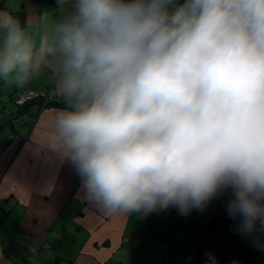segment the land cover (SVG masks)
<instances>
[{
    "label": "clouds",
    "instance_id": "obj_1",
    "mask_svg": "<svg viewBox=\"0 0 264 264\" xmlns=\"http://www.w3.org/2000/svg\"><path fill=\"white\" fill-rule=\"evenodd\" d=\"M46 68L67 102L51 146L107 214L188 215L231 190L239 230H264V0H56L27 23L0 13V81L21 88Z\"/></svg>",
    "mask_w": 264,
    "mask_h": 264
},
{
    "label": "crops",
    "instance_id": "obj_2",
    "mask_svg": "<svg viewBox=\"0 0 264 264\" xmlns=\"http://www.w3.org/2000/svg\"><path fill=\"white\" fill-rule=\"evenodd\" d=\"M55 7L56 0H0V13L19 15L22 23ZM25 89L46 97L41 108L32 102L20 107L25 116L4 127L6 134L15 129L20 142L0 135V264H207L206 253L216 264H264V230L242 233L240 219L229 215L201 228L212 216L225 215L212 201L188 215L175 207L143 218L107 214L51 146L55 114L67 108L52 68L21 88L0 81V121L18 109L13 100ZM137 230L143 241L133 246L124 235ZM27 244L38 250L30 263L24 260Z\"/></svg>",
    "mask_w": 264,
    "mask_h": 264
},
{
    "label": "trees",
    "instance_id": "obj_3",
    "mask_svg": "<svg viewBox=\"0 0 264 264\" xmlns=\"http://www.w3.org/2000/svg\"><path fill=\"white\" fill-rule=\"evenodd\" d=\"M16 16H18L20 18L21 22H22L21 16H19V15H16ZM39 100H35V101H31V102L34 103V104H36V105H38V106L44 105V104H41L42 102H40ZM49 101L50 100H48V102ZM13 102H14V106H16L17 108H19L20 105L16 104L15 101H13ZM25 107H26V105H25ZM15 111L12 109V112H15ZM8 115L9 114L5 115L4 118H3V120L0 121V135H2L4 137L5 141L8 140V138H7V134L8 133L7 134L5 133L7 131H5L4 127L6 125H10L11 128H13L14 125H15V123H16L13 120V117H9ZM24 116H25V112H24ZM230 196H231V190H228L224 194H222V195H220L217 198H215V199L212 200V202L215 203L220 208V210L223 213H225V215H222L223 217L212 216L211 219L205 221V223L202 225L204 227H201V228L206 229L211 223H214L215 220H220V218L221 219L227 218L226 216H228V213L226 211V205H227V201L230 199ZM1 206H2V204H0V218L3 217L4 214H5V211L3 210V208ZM27 245L33 246L31 244H27ZM25 251H26L25 257H24L25 262L30 263L29 261H32L33 262L35 260V258H37L38 250H36V251L33 252V251H30V250L26 249ZM29 256H31V259L29 258Z\"/></svg>",
    "mask_w": 264,
    "mask_h": 264
},
{
    "label": "built area",
    "instance_id": "obj_4",
    "mask_svg": "<svg viewBox=\"0 0 264 264\" xmlns=\"http://www.w3.org/2000/svg\"><path fill=\"white\" fill-rule=\"evenodd\" d=\"M45 95L46 94H44V93H36L32 90L25 89L24 92L19 97H17L14 101L16 104L22 106L25 102L43 99L44 97H46ZM7 138L9 141H12L14 143L20 142V137H18L17 135H15L11 131L7 134ZM124 239L127 240L128 242H130L133 246H137V245L141 244L143 241L142 235H141L140 231H138V230L132 231V232H127L124 235ZM30 248L32 249V247H30ZM251 256L253 259L255 258L254 254Z\"/></svg>",
    "mask_w": 264,
    "mask_h": 264
},
{
    "label": "water",
    "instance_id": "obj_5",
    "mask_svg": "<svg viewBox=\"0 0 264 264\" xmlns=\"http://www.w3.org/2000/svg\"><path fill=\"white\" fill-rule=\"evenodd\" d=\"M8 100H10V99H8ZM12 101V100H11ZM14 101V100H13ZM2 104H5V100L3 101L2 100V102H1ZM30 102H28V103H24L23 104V106H19V108L15 111V112H12V110L10 111L11 113H8L9 115V117H13V120L16 122L17 120H19V119H21V118H23L24 117V112H23V115L22 114H19V111H20V107H23V109H24V107H25V104L26 105H28ZM40 108H41V106H39ZM126 234V233H125Z\"/></svg>",
    "mask_w": 264,
    "mask_h": 264
},
{
    "label": "rangeland",
    "instance_id": "obj_6",
    "mask_svg": "<svg viewBox=\"0 0 264 264\" xmlns=\"http://www.w3.org/2000/svg\"><path fill=\"white\" fill-rule=\"evenodd\" d=\"M20 110H23V109H20ZM19 114H22L23 115V111H19ZM11 132H13L15 135H17L18 137H20L19 134L16 132L15 129L14 130H11ZM20 140H21V137H20ZM44 245H46V244L44 243ZM30 247H32V249ZM26 249H28L30 251H33V252L37 250L34 246H30V245H26ZM29 258L31 259V256H29Z\"/></svg>",
    "mask_w": 264,
    "mask_h": 264
}]
</instances>
